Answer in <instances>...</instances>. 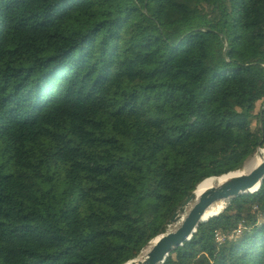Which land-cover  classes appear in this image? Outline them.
Returning <instances> with one entry per match:
<instances>
[{
    "label": "trees",
    "instance_id": "obj_1",
    "mask_svg": "<svg viewBox=\"0 0 264 264\" xmlns=\"http://www.w3.org/2000/svg\"><path fill=\"white\" fill-rule=\"evenodd\" d=\"M258 69L264 0H0V264L138 258L182 196L256 150L211 107L253 120L264 149ZM206 75L242 96L205 113L178 97ZM165 264H264V182Z\"/></svg>",
    "mask_w": 264,
    "mask_h": 264
},
{
    "label": "water",
    "instance_id": "obj_2",
    "mask_svg": "<svg viewBox=\"0 0 264 264\" xmlns=\"http://www.w3.org/2000/svg\"><path fill=\"white\" fill-rule=\"evenodd\" d=\"M233 173L234 172L230 174ZM263 182L264 161L248 175H233L221 185L205 190L198 201L196 200V189L195 192L186 199L180 209L182 215L177 214L172 220V223L177 225L182 221V216L186 215L182 225L175 232L169 231L167 234L155 239L154 241H156V243L147 252L143 261H140L138 264H165L167 258L172 252L181 248L185 243L190 242L193 239V236L197 233L201 224L208 222L211 218L219 216L226 209L222 210L219 214L216 213L215 215H212L211 218L205 219L207 212L213 205L220 202L225 204L226 202L244 197L248 194H254L260 190ZM192 203L194 206L187 214V207ZM152 242L150 243V246ZM132 261H129L128 263Z\"/></svg>",
    "mask_w": 264,
    "mask_h": 264
},
{
    "label": "rangeland",
    "instance_id": "obj_3",
    "mask_svg": "<svg viewBox=\"0 0 264 264\" xmlns=\"http://www.w3.org/2000/svg\"><path fill=\"white\" fill-rule=\"evenodd\" d=\"M253 77L264 78V69H258ZM211 79H212L211 75H206L204 77V81L201 86L197 88H193L192 90L189 91L180 92L178 94V97L182 100H186L187 98H192L195 101V104L197 106H200L202 108V112L205 113L208 111V108L210 107V103L214 99L217 102L226 103L230 99V97L239 98L242 96L243 89L241 87L232 86L230 88H215V86L211 82ZM260 98L264 99V91L261 93ZM230 109L231 108L228 105H225L224 107H216V106L211 107L213 116L219 124L227 120L228 121L227 124L233 123L238 126V129L236 130L234 137L231 139L230 144L233 145L236 140L242 141V140H250L251 138H253L254 145L256 146L255 152L259 149H262L260 146H257V141L259 138V130L257 126H255V122L251 119L241 120L240 118L236 117V113L231 111ZM258 109L261 111V106H259ZM180 112L182 113L183 116L180 117L179 119L169 120L168 121L169 126L176 127L188 123L189 118H187L184 115L187 111L185 109H180ZM150 115L152 118H159V115L153 111L150 112ZM203 116L204 114H202V117ZM254 153L251 156H249L247 160L251 158L254 155ZM206 170L211 171L208 166L206 167ZM187 198L188 197L186 196L181 197L182 204L177 211L178 215H182L180 209L182 208ZM225 204L227 208L229 202H226ZM193 206L194 204L192 203L187 207V214L189 213V211L192 209ZM232 211H236V208H232ZM177 225L172 223V225L168 227V231H173Z\"/></svg>",
    "mask_w": 264,
    "mask_h": 264
},
{
    "label": "bare ground",
    "instance_id": "obj_4",
    "mask_svg": "<svg viewBox=\"0 0 264 264\" xmlns=\"http://www.w3.org/2000/svg\"><path fill=\"white\" fill-rule=\"evenodd\" d=\"M264 161V149H259L257 150L254 155L249 158L243 165V167L237 171L234 172L233 174L230 175H224L222 177H212L209 178L207 180H205L204 182H202L201 184H199L197 190H196V200L198 201L201 197V195L203 194V192L211 187H217L218 185H221L223 182H225L228 178H230L233 175H239V174H250L255 168H257L262 162ZM226 208V204H224L223 202L217 203L215 205H213L209 211L207 212L206 218H211L212 215H215L216 213L219 214L222 210H224ZM183 219L182 221L176 226V228L171 231V232H175L183 223V220L186 218V215L182 216ZM156 243V241H153L151 246H149L143 253L142 255L137 258L136 260L128 263V264H138L140 261H143V258L145 257V255L147 254V252L150 250V248Z\"/></svg>",
    "mask_w": 264,
    "mask_h": 264
},
{
    "label": "crops",
    "instance_id": "obj_5",
    "mask_svg": "<svg viewBox=\"0 0 264 264\" xmlns=\"http://www.w3.org/2000/svg\"><path fill=\"white\" fill-rule=\"evenodd\" d=\"M197 88V87H196ZM230 88V87H229ZM192 90V89H191ZM228 102V101H227ZM220 103H224V102H220ZM209 109V108H208ZM225 113H227V112H225ZM211 117H213L214 118V116H213V113H212V115H211ZM215 119V118H214ZM216 120V119H215ZM217 121V120H216ZM221 124V123H220Z\"/></svg>",
    "mask_w": 264,
    "mask_h": 264
}]
</instances>
